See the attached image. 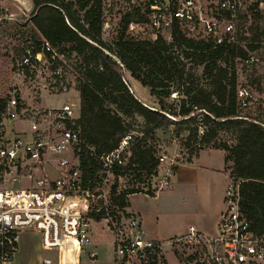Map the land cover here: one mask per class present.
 <instances>
[{
	"label": "built area",
	"instance_id": "built-area-1",
	"mask_svg": "<svg viewBox=\"0 0 264 264\" xmlns=\"http://www.w3.org/2000/svg\"><path fill=\"white\" fill-rule=\"evenodd\" d=\"M102 6L103 12L105 7L121 12L130 36L170 40L179 30L213 48L236 44L245 50L244 57L235 59L236 95L241 109H256L254 121L264 128V0H102ZM106 25L103 20L102 29ZM245 40L254 45L252 50ZM20 50L10 67L0 111V264H15L22 236L34 233L47 252L39 264H80L97 223L112 234L114 264H170L169 254L178 264H264V235L250 228L233 181L225 187L214 234L190 225L179 236L150 239L139 217L127 214L126 207L107 210L95 221L90 212L97 193L82 186L76 154L80 60L68 46L41 35ZM254 68H261L257 77L247 79L245 74ZM131 139V132L126 133L113 150L100 156L99 174L104 177L98 188L109 176L115 178V172H123L117 178L126 181L133 176L121 169L131 154ZM158 160L166 162V157ZM166 163L163 171L157 169L155 185L132 178L130 186L153 194L170 187L173 163ZM88 256L96 259V250L89 249Z\"/></svg>",
	"mask_w": 264,
	"mask_h": 264
},
{
	"label": "trees",
	"instance_id": "trees-1",
	"mask_svg": "<svg viewBox=\"0 0 264 264\" xmlns=\"http://www.w3.org/2000/svg\"><path fill=\"white\" fill-rule=\"evenodd\" d=\"M31 2L30 21L38 34L53 44L68 46L80 60L77 69L80 144L76 154L82 186L98 194L96 188L104 177L99 174V158L131 131V123L125 117L141 116L146 126L144 133L170 124L191 123L187 144L199 136L201 143L213 141L214 148L225 151V160L232 163L230 175L238 184L240 207L249 219L250 228L257 235H264V128L253 116L240 114L236 95L235 59L244 57L245 50L236 44L213 48L210 42L187 37L179 30H174L171 40L130 36L126 33L124 16L114 48L101 36L102 0ZM247 48L252 50L254 45L247 42ZM124 71L149 88L156 107L144 105L135 97L124 81ZM173 93L175 97L171 98ZM4 101L5 97L0 96V111ZM226 130L234 133L235 142L216 143L219 132ZM199 150L190 149L186 161L197 156ZM130 151L121 166L133 174L128 180L129 187L116 192L117 173L123 172H115L109 204L91 209L90 216L95 221L103 219L107 210L115 212L127 207L126 194L143 191L130 186L132 178L148 184L147 178L157 174L159 155L154 145L143 137L132 136ZM145 193L153 195L149 189Z\"/></svg>",
	"mask_w": 264,
	"mask_h": 264
},
{
	"label": "rangeland",
	"instance_id": "rangeland-1",
	"mask_svg": "<svg viewBox=\"0 0 264 264\" xmlns=\"http://www.w3.org/2000/svg\"><path fill=\"white\" fill-rule=\"evenodd\" d=\"M31 11V0H0V96H5L7 94L10 67L17 56L18 50L26 45L28 41L39 37L38 32L30 21ZM121 15V12L117 9L104 8L103 20L107 21V25L101 30V36L107 45L114 48L121 30ZM127 35L130 34L128 33ZM236 65L237 64H235V66ZM261 68H254L251 72H247L245 76L247 79L252 76L253 78L257 77ZM124 81L129 90L144 105L149 107L157 106L154 97L150 95L149 88L134 79L128 71H124ZM173 97H175V93L171 94V98ZM51 101H53V99H51ZM77 103L79 104V100ZM239 112L243 115L254 116L257 111L253 107H250L244 109L240 108ZM125 119L131 123L130 132L132 136L143 137L147 143L154 145L159 156L164 155L166 157V162L173 163V172L178 164L186 162L190 149H217L213 147V141L201 143L199 136L195 137V139L192 138L187 144L186 136L193 126L191 123L181 125L170 124L144 133L146 126L141 116L134 115L133 118L125 117ZM19 126L24 127L23 124ZM201 132L202 129L199 127L198 134H201ZM215 141L216 143L225 141L228 144H233L235 142L234 133L229 130L220 131ZM207 160L211 161L213 166H221V164L224 163L221 154L218 152L211 153L210 156L207 157ZM166 162L159 164L158 171H163V169L169 165ZM231 168L232 163L231 160H229L225 164V171L229 176L226 173L224 175V179L227 180V183L233 181L230 175ZM113 178L114 177L109 176L105 184L96 188V191L100 192V195H95L92 207L99 208L100 206H107L109 204V191L110 186L114 183ZM147 179L150 180V185L153 186L156 184L155 175L151 174ZM128 184L129 181H126L125 178H118L116 192L124 190L128 187ZM168 188H164V190ZM188 222L189 221H184L182 226L186 223V226H188ZM92 230V240L94 239L96 242L95 250L97 252V258L93 261L89 258V248L87 246L85 247V251L80 254V264H114V258L112 261L114 246L111 243V232L106 230L105 227L102 226V223L95 224ZM39 239L40 237L37 233L32 235L24 234L22 236L21 251L15 258V264H39L40 259L47 254V252L41 250ZM168 258L170 264H178L171 254L168 255Z\"/></svg>",
	"mask_w": 264,
	"mask_h": 264
},
{
	"label": "crops",
	"instance_id": "crops-1",
	"mask_svg": "<svg viewBox=\"0 0 264 264\" xmlns=\"http://www.w3.org/2000/svg\"><path fill=\"white\" fill-rule=\"evenodd\" d=\"M213 152L220 153L226 164L225 151L202 149L191 161L176 166L168 189L159 190L153 195L136 192L127 197L125 212L139 217L145 237L167 240L185 233L190 225L205 233L216 232L223 210L222 198L228 184L224 175L229 174L225 171L224 163L213 166L207 160ZM184 221H189V225L186 226V223L182 226ZM95 246L93 239L88 248L95 249ZM113 258L114 250L112 261Z\"/></svg>",
	"mask_w": 264,
	"mask_h": 264
}]
</instances>
